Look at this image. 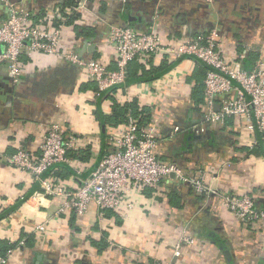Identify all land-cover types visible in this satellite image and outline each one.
<instances>
[{"label":"crops","instance_id":"obj_1","mask_svg":"<svg viewBox=\"0 0 264 264\" xmlns=\"http://www.w3.org/2000/svg\"><path fill=\"white\" fill-rule=\"evenodd\" d=\"M9 1L36 20L58 10L73 17L64 27L62 50L74 49L85 59L108 54L110 26H131L143 33L153 23L173 45L217 29L220 49L229 59L245 54L264 63V0H87L81 11L78 5L64 6L69 0ZM9 12L0 0V27ZM4 51L0 45V53ZM23 63L26 71L18 84L0 65V258L9 255L7 264H264V223L239 222L218 194H196L175 176L157 190L133 195L134 208L126 217L107 213L102 222L95 205L78 217L71 210L58 213V199L40 204L34 198L42 190L40 183L9 164L21 149L38 155L50 126L58 124L81 144L54 175L80 185L111 151L109 137L124 124L111 121L114 103L136 102L150 111L148 123L161 129L156 151L161 161L177 164L188 175H205V184L217 193L251 195L264 210V136L234 117L225 128L206 130L210 144L192 132L195 125L207 129L206 66L185 60L153 80L149 89L132 87L98 104L92 98L94 86L82 83L78 68L65 60L47 59L41 66L24 58ZM105 64L115 69L110 59ZM173 64L174 58H156L144 70L153 73ZM97 110L106 122L99 120ZM174 126L180 129L176 134ZM77 170L83 175L77 177ZM40 224L46 225V232L36 231ZM184 234L194 237V243L183 244ZM222 248L229 251L230 262Z\"/></svg>","mask_w":264,"mask_h":264},{"label":"built area","instance_id":"obj_2","mask_svg":"<svg viewBox=\"0 0 264 264\" xmlns=\"http://www.w3.org/2000/svg\"><path fill=\"white\" fill-rule=\"evenodd\" d=\"M1 1L9 8L10 14L0 27V45L5 46V51L0 53V65L7 67L9 79L14 84L24 77V58L38 61L41 66L47 59L65 60L78 68L82 83L95 87L92 98L98 99L104 92L114 96L136 86L150 88L152 82L126 84L129 67L134 61L148 67L156 58L167 61L174 58L176 65L193 59L208 67L204 80L203 118L207 129L197 125L192 128L195 135L203 137L201 142L209 143L206 136L208 128H225L233 117L243 119L250 132L264 134V63L257 61L248 71L244 68L247 55L229 59L220 49L221 38L217 29L173 45L163 40L153 23L143 33L131 26L112 25L105 40L108 54L100 60L85 59L74 49L69 52L62 50L66 14L58 10L36 20L33 14L9 0ZM86 1L82 0L76 10L86 9ZM109 59L115 67L113 70L105 64ZM179 131V127H173L174 134ZM161 139L162 132L157 125L149 123L141 128L138 119L129 114L121 130L109 137L111 151L77 186L54 175L60 167L68 165L69 152L81 144L79 137L58 124L50 126L38 155L21 149L8 160L12 167L30 174L35 182L40 183L42 190L34 197L40 204L49 203L52 198L59 200L58 213L71 210L78 217H84L95 205L102 222L106 221L109 212L126 217L134 208L133 195H143L150 188L157 190L164 180L175 176L178 181L189 184L196 194H218L239 222L264 223V210L257 207L251 195L217 193L205 184V175H188L177 164L161 161L156 153ZM51 169V176L42 179L44 173ZM76 175L82 176L83 173L77 170ZM36 231L46 232V225L36 226ZM180 241L193 244L195 238L184 234ZM179 249L178 244L177 255ZM8 257L0 258V264H7Z\"/></svg>","mask_w":264,"mask_h":264},{"label":"trees","instance_id":"obj_3","mask_svg":"<svg viewBox=\"0 0 264 264\" xmlns=\"http://www.w3.org/2000/svg\"><path fill=\"white\" fill-rule=\"evenodd\" d=\"M80 0H69L67 2L68 5H64V6H76L78 5V2ZM67 18V21H66V24L72 22V20H74L73 17H69V16H66ZM83 34L85 35L84 31H83ZM256 61L254 60V58H251V57H247L245 60H244V68L248 71L252 70V68L254 67ZM166 67L168 68H161V69H157V70H154L153 73H151V71H145L144 70V67L141 66L139 64L138 61H134L131 63L130 67H129V75H128V79H127V82L126 84L127 85H131V84H134V83H138V82H152L153 80L157 79V78H160L161 76H163L165 73H167L168 69H171L172 67L175 66V64L173 65H165ZM208 68V67H207ZM95 89V87H94ZM106 96H111V95H108V92H104L101 94V96L97 99L98 101V104L101 103V101L106 98ZM114 113H113V116L111 117V121L112 122H116L118 120L122 121V123H125L127 122L128 120V117H129V114L131 116H133L134 118L138 119L139 121V125L141 128H144L148 123V120L150 119L149 117V113L150 111L146 108V107H141L139 106L138 103L136 102H131L129 104H125V105H119V104H115L114 103ZM97 113V116L99 117V120L103 121L105 118L102 117L99 113V111L97 110L96 111ZM140 117H144L143 119H140ZM105 122H106V119H105ZM264 134H261V135H258V137H263ZM65 166H62L60 167L61 169L64 168ZM52 169L51 170H48L47 172L44 173V177L51 174L52 173ZM151 189V188H150ZM149 190V189H147ZM5 213H8V212H5ZM111 212L108 213V217L111 216ZM4 214L1 215V217L3 216ZM0 217V218H1ZM92 244L95 245V246H101V247H107L108 245L106 243H103L102 242H97V241H92ZM4 252H1V255H4L6 253L5 250H3Z\"/></svg>","mask_w":264,"mask_h":264},{"label":"water","instance_id":"obj_4","mask_svg":"<svg viewBox=\"0 0 264 264\" xmlns=\"http://www.w3.org/2000/svg\"><path fill=\"white\" fill-rule=\"evenodd\" d=\"M94 48V47H93ZM197 137V139H199V140H201L203 137H201V136H196ZM208 144H210V143H208ZM173 177V176H172ZM223 249V248H222ZM223 252H224V254L226 255V257H227V259L229 260V262H230V253H229V251L228 250H226V249H223Z\"/></svg>","mask_w":264,"mask_h":264}]
</instances>
